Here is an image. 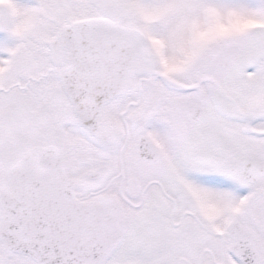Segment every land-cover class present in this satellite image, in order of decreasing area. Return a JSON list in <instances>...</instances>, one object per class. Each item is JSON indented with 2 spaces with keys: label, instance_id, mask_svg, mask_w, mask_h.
<instances>
[{
  "label": "snow or ice",
  "instance_id": "6c2138e0",
  "mask_svg": "<svg viewBox=\"0 0 264 264\" xmlns=\"http://www.w3.org/2000/svg\"><path fill=\"white\" fill-rule=\"evenodd\" d=\"M0 264H264V0H0Z\"/></svg>",
  "mask_w": 264,
  "mask_h": 264
}]
</instances>
